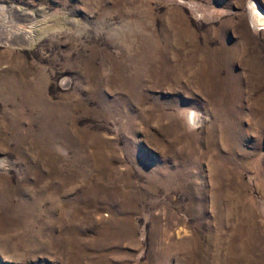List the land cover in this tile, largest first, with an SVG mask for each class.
Returning <instances> with one entry per match:
<instances>
[{
  "label": "rangeland",
  "instance_id": "obj_1",
  "mask_svg": "<svg viewBox=\"0 0 264 264\" xmlns=\"http://www.w3.org/2000/svg\"><path fill=\"white\" fill-rule=\"evenodd\" d=\"M255 11L0 0V264H264Z\"/></svg>",
  "mask_w": 264,
  "mask_h": 264
},
{
  "label": "bare ground",
  "instance_id": "obj_2",
  "mask_svg": "<svg viewBox=\"0 0 264 264\" xmlns=\"http://www.w3.org/2000/svg\"><path fill=\"white\" fill-rule=\"evenodd\" d=\"M255 18L257 20V22L261 25V28H264V16H262L261 12H254ZM256 22V21H255ZM257 25V24H256ZM259 25V26H260Z\"/></svg>",
  "mask_w": 264,
  "mask_h": 264
}]
</instances>
